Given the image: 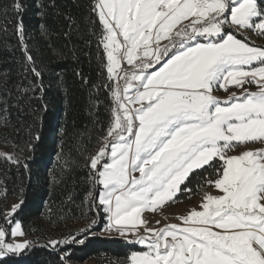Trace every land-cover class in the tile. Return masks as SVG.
I'll return each instance as SVG.
<instances>
[{
	"label": "snow or ice",
	"instance_id": "obj_1",
	"mask_svg": "<svg viewBox=\"0 0 264 264\" xmlns=\"http://www.w3.org/2000/svg\"><path fill=\"white\" fill-rule=\"evenodd\" d=\"M11 9L34 77L23 91L42 92V73L23 43L22 5L13 0ZM93 11L112 109L106 143L87 166L102 186L93 200L103 206L105 230L146 246L130 264H264V47L250 43L253 35L264 38V7L257 0H98ZM229 85L243 91L221 101L214 91ZM5 159L20 164L19 156ZM205 166L217 173L206 183L218 193L205 192L181 224L148 227L142 213L192 192L189 177ZM8 235L0 227V261L33 244ZM24 235L15 222L11 236ZM83 243L74 234L63 241ZM46 247L56 251L61 241ZM67 255L65 247L61 264Z\"/></svg>",
	"mask_w": 264,
	"mask_h": 264
},
{
	"label": "trees",
	"instance_id": "obj_2",
	"mask_svg": "<svg viewBox=\"0 0 264 264\" xmlns=\"http://www.w3.org/2000/svg\"><path fill=\"white\" fill-rule=\"evenodd\" d=\"M16 2L22 5L23 43L42 73L43 91H23L34 77L26 71L13 0H0V146L20 157L17 165L0 154V222L10 202L17 200L21 207L11 221L19 222L33 242L29 251L0 264H61L65 247L70 253L64 257L66 264H129L133 252L146 249L99 234L104 214L93 197L100 187L87 166L107 135L112 109L102 87L107 82L106 58L98 47L101 25L93 11L98 0ZM205 168L189 177L192 192H180L177 202L199 198L211 187L206 180H214L217 173ZM83 222L88 224L74 227ZM63 227L70 232L62 234L61 247H46L50 230ZM70 234L84 243L65 246Z\"/></svg>",
	"mask_w": 264,
	"mask_h": 264
},
{
	"label": "rangeland",
	"instance_id": "obj_3",
	"mask_svg": "<svg viewBox=\"0 0 264 264\" xmlns=\"http://www.w3.org/2000/svg\"><path fill=\"white\" fill-rule=\"evenodd\" d=\"M259 4L262 7H264V0L259 2ZM238 37L240 39H243L242 35H241V37L240 36H238ZM256 37L257 36H255V35L251 36L250 37V43L253 46H256V47H264V44L262 45L260 43V39L256 38ZM254 38H256V40H254ZM164 43H166V41ZM125 66H127V65H125ZM244 87L247 88L248 91H251V92L258 91V88H257V86L255 84H245ZM242 91H243L242 89H238L234 85H229L228 91H224L222 89H216L214 91V94L221 101H226V100L230 99V93L231 92H236L237 95H240V93ZM104 143H106L105 139L102 140L100 146H102ZM241 150H242L241 148H237L236 151L234 153H231V154H239V152ZM97 151H98V149H97ZM97 151L95 152L94 155H96ZM0 154L2 156H5V154H8L7 151L5 149H3L2 146H0ZM137 175H138V173H137ZM99 187H100V189H99V193H100V191L102 190V186L99 185ZM205 192H208V193H210L212 195H216L218 193V190H216L213 186H211ZM99 193H98V195H99ZM179 193L180 192L177 193V196L179 195ZM202 197H203V195L201 197H199V198L191 199L190 201H188L186 203L177 202L176 199H175L174 202L166 204L164 207L158 209L155 212H152V211L143 212L142 213V218L148 220V222H149L148 225H147L148 227L156 228V229L161 228L164 224H181L182 221L179 219V217H181L183 215H186L194 207L198 208ZM17 204H20V202H18L17 200H13V201L10 202V204L8 205V207L5 210V214H8L7 215V219H6V216H4L3 221L0 222V227L4 228L5 230H6V227H9L8 230H6L9 233V235L7 236V239L9 241H13V240L14 241H18V242H22L24 240L31 241L30 238L27 237L26 235L18 236V237H12L11 236V232L14 230V227H15V222L11 221V218L14 215V214L11 213V209H12L13 205H17ZM101 207H103V206H101ZM103 214H104V221L105 222H104V226L101 228V231L99 232V234L101 236H104V237L121 238V239L125 240V238L121 237L119 235V233H117L116 231H114V230L106 231L105 230L106 224H107V218H106V214L104 212H103ZM157 221H160V223L157 224ZM83 223H85V224H83ZM83 223H79L78 225H75L74 227L81 228L83 225L88 224L87 222H83ZM89 224H90V222H89ZM68 232H70V230H67V227L51 229L48 238L50 240H59V239H61L62 234H67ZM138 234L139 235H146V233L144 232L143 228L140 229V232ZM134 244H136V243H134ZM137 245L140 246V247H144L146 249L145 251H147V248H146L145 245H143V244H137ZM89 264H93V263H89Z\"/></svg>",
	"mask_w": 264,
	"mask_h": 264
},
{
	"label": "bare ground",
	"instance_id": "obj_4",
	"mask_svg": "<svg viewBox=\"0 0 264 264\" xmlns=\"http://www.w3.org/2000/svg\"><path fill=\"white\" fill-rule=\"evenodd\" d=\"M256 38L260 39V43L263 45L264 44V38H260L259 36H257ZM256 38H254V40H256Z\"/></svg>",
	"mask_w": 264,
	"mask_h": 264
},
{
	"label": "crops",
	"instance_id": "obj_5",
	"mask_svg": "<svg viewBox=\"0 0 264 264\" xmlns=\"http://www.w3.org/2000/svg\"><path fill=\"white\" fill-rule=\"evenodd\" d=\"M262 0H257V2L259 3V2H261ZM239 38V37H238ZM165 41H163V43H164Z\"/></svg>",
	"mask_w": 264,
	"mask_h": 264
},
{
	"label": "built area",
	"instance_id": "obj_6",
	"mask_svg": "<svg viewBox=\"0 0 264 264\" xmlns=\"http://www.w3.org/2000/svg\"><path fill=\"white\" fill-rule=\"evenodd\" d=\"M241 37V36H240Z\"/></svg>",
	"mask_w": 264,
	"mask_h": 264
}]
</instances>
